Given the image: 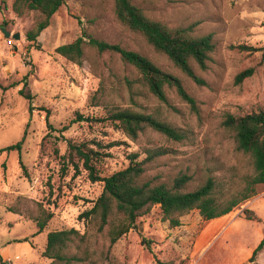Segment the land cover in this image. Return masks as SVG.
<instances>
[{"label":"rangeland","instance_id":"1","mask_svg":"<svg viewBox=\"0 0 264 264\" xmlns=\"http://www.w3.org/2000/svg\"><path fill=\"white\" fill-rule=\"evenodd\" d=\"M12 2L0 0V149L23 141L19 152L0 153V257L5 264H49L51 260L42 256L46 235L70 229L78 236L68 255L89 254L73 264H264V248L249 262L264 230V185L225 216L205 221L193 210L175 228L153 206L110 244L108 226L99 231L95 220L80 217L101 194L102 183L89 179L68 148L83 144L99 152L95 165L99 177L127 167L130 154L138 153L141 160L146 149L159 147L169 153L147 167L145 179L170 183L184 174L191 178L187 190L207 176L222 180L226 190L238 185L252 166L237 152L234 134L223 120L227 114L264 111V0H131L148 18L167 27L192 28L195 37L212 36L215 49L207 68L200 70L191 62L204 85L188 79L142 36L118 22L113 0H65L36 43L28 42L25 32L37 16L17 17ZM1 28L11 35L18 32L20 38L4 37ZM83 32L145 55L179 77L196 101V112L172 89L166 90V103L157 100L118 55L86 47L77 65L55 52ZM240 45L258 51L230 48ZM248 68L253 69L252 76L237 84L235 76ZM125 78L136 81L133 94ZM99 88L106 92L104 102L154 115L181 130L185 138L174 142L144 128L132 141L109 122H76L77 114L105 116L102 104L91 103ZM21 89L32 99L20 95ZM245 210L256 219L247 220ZM46 213L52 218L34 236L33 217Z\"/></svg>","mask_w":264,"mask_h":264},{"label":"trees","instance_id":"2","mask_svg":"<svg viewBox=\"0 0 264 264\" xmlns=\"http://www.w3.org/2000/svg\"><path fill=\"white\" fill-rule=\"evenodd\" d=\"M65 0H13L12 12L17 17H23L30 13L37 16L29 29L25 32L28 42L36 43L40 33L50 23L52 16L64 4ZM113 13L118 22L128 30L142 36L145 42L158 54L164 56L176 69L197 85H204V81L193 71L191 62L200 70L207 68L211 53L215 44L210 34L195 37L191 35L192 28L167 27L166 25L148 18L131 0H113ZM89 47L98 54L110 53L118 55L120 60L133 68L139 75L137 83L157 100L167 102V89H172L177 96L196 112V101L187 92L181 79L176 75L162 69L150 58L138 52L127 50L118 44H110L96 39L91 34L83 32L73 42L63 44L55 49V52L69 62L80 65L85 57V48ZM231 49L256 52L249 46H230ZM253 69L248 68L235 76V82L241 83L251 77ZM124 83L130 94H133L136 81L124 79ZM1 88V86H0ZM24 98L31 100L29 93L23 94ZM106 92L99 88L91 97L94 105L102 104L105 116L102 118H89L76 115V122H109L119 129L127 138L135 141L144 128L163 135L174 142H180L185 134L160 120L154 115H148L133 111L129 107L121 108L106 101ZM32 106L29 105V110ZM223 126L234 134L237 152L246 156L252 166L251 174L240 178L238 185L226 190L222 180L216 176L207 178L196 188L187 190L190 176L179 175L170 183H155L145 179L147 167L158 158L168 154L167 149L151 148L145 150V157L138 160L139 154L128 156L127 167L108 176L99 177L95 170L98 156L101 154L83 144H68V148L81 162L92 182L102 183V192L97 197L93 206L83 212L80 217L95 220L98 230L102 231L108 226V238L110 244H114L122 236L129 232L135 225L136 219L146 214L153 206H158L163 221H167L171 228L180 225V218L193 210H197L200 217L212 220L229 214L235 207L253 197L257 188L264 185V111L252 112L242 116L227 114L223 120ZM23 139L19 142L0 149L2 152L21 150ZM97 146H100L97 144ZM77 171L78 167L73 164ZM247 220H255L254 214L244 211ZM52 213H46L41 217H33L37 231L42 233L47 222L52 218ZM78 232L74 229L51 231L46 235L45 249L42 256L51 260L49 264H73L85 260L79 256H69L67 251L74 244ZM83 239V238H81ZM143 244L147 242L143 239ZM264 248V230L262 239L253 250L249 262H253L256 256ZM0 264L5 262L0 257ZM161 264V263H160Z\"/></svg>","mask_w":264,"mask_h":264},{"label":"water","instance_id":"3","mask_svg":"<svg viewBox=\"0 0 264 264\" xmlns=\"http://www.w3.org/2000/svg\"><path fill=\"white\" fill-rule=\"evenodd\" d=\"M1 32L6 38L12 37L14 40H18L20 38V34L18 32L11 35V33L6 31L4 28H1Z\"/></svg>","mask_w":264,"mask_h":264}]
</instances>
